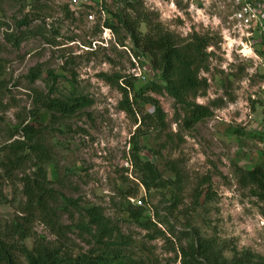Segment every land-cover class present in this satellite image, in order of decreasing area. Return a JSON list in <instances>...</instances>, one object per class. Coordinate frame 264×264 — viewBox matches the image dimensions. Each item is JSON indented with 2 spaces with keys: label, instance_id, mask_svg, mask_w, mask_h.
I'll list each match as a JSON object with an SVG mask.
<instances>
[{
  "label": "rangeland",
  "instance_id": "374dc122",
  "mask_svg": "<svg viewBox=\"0 0 264 264\" xmlns=\"http://www.w3.org/2000/svg\"><path fill=\"white\" fill-rule=\"evenodd\" d=\"M136 1L147 26L171 35L178 46L193 35L207 38L206 69L197 74L206 88L186 100L207 108L209 116L186 128L180 107L163 90L146 88L148 79L139 74L148 64L133 56L112 18L123 10L122 0H0V237L26 252L34 242L61 244L81 261L96 248L71 225L83 220V208L98 207L129 238V254L138 263H192L187 249L195 235L225 262L257 264L264 260L263 205L237 185L233 169L264 165V53L243 49L241 56L229 40V0ZM139 29L146 31L144 24ZM123 87L132 114L122 111ZM64 97L84 104L66 115L44 108ZM145 97L161 109V125ZM25 125L34 130L29 144L46 154L45 187L76 205L58 214L66 226L58 238L36 219L27 225L29 236L14 235L25 203L22 178H34L37 165L38 153L29 151L8 168L7 159H14L8 146L25 141L14 127ZM135 135L140 161L173 184L148 191L139 185L131 163ZM135 186L137 193L127 198ZM134 198L154 226L128 216Z\"/></svg>",
  "mask_w": 264,
  "mask_h": 264
},
{
  "label": "trees",
  "instance_id": "16d2710c",
  "mask_svg": "<svg viewBox=\"0 0 264 264\" xmlns=\"http://www.w3.org/2000/svg\"><path fill=\"white\" fill-rule=\"evenodd\" d=\"M136 2V0H122L123 10L121 9L122 11L112 15V18L128 38L129 50L133 56L145 60L148 67L158 73L157 80L145 81L146 88L152 91L163 90L180 107L185 117L184 124L186 128H189L200 119L209 116L207 108L194 105L186 100L187 95L194 98L198 91L203 92L206 88L205 81L198 79L197 74L200 70L206 69L203 62L206 57L204 49L208 45L207 38L193 35L183 46H178L171 35L161 33L156 26H147L146 17L139 10ZM126 10L132 11L134 15L129 16ZM140 24H144L146 31H140ZM105 26L114 31L113 25L105 22ZM119 46L122 47L123 43H120ZM260 53L263 54L261 51ZM32 76L37 77V73L32 74ZM115 78L119 79L120 77L116 76ZM120 90L123 93L124 101L122 111L125 114H132L131 103L127 102L125 88H120ZM142 100L150 106L152 117L158 125H161L164 115L156 101L149 97ZM83 104L81 98L64 97L50 99L48 103L44 104V108L53 109L66 115ZM18 133L24 137L25 141L15 140L12 145L8 146L10 150L14 151V159H7L8 168L12 164L14 166L20 164L24 160L25 153L27 154L29 151L38 153V155L36 156L37 165L34 178L28 176L22 178V194L25 197V203L21 208L20 214L22 215L14 221V235L18 240L29 236L27 225L36 219L58 238L61 234L60 229L66 228V226H61L58 223V214L65 212L66 208L74 209L76 205L62 194L54 193L45 187V174L41 165L45 161L46 154L42 152L40 145L29 144L34 133L33 128L28 125L15 126L14 134ZM138 137L137 135L133 137L131 163L132 167L136 168L140 174L136 177L139 185L144 191H148L149 189L164 187V184H173L163 181L151 163L140 161ZM0 164L5 167L4 164ZM233 174L237 185L242 188L247 187L251 196L263 205L260 214L264 217V165L256 164L250 169L234 166ZM136 193L137 187L135 186L131 192L126 193V196L127 198L133 197ZM126 210L133 221L138 222L143 218L144 223H140L143 224V227L147 224L155 225L151 222V217L144 218L142 216L144 215V206L128 205ZM82 212L85 222L82 220L80 223L71 225V227L90 238L96 248L93 255H85L81 261L75 258L71 259V254L64 250L63 245L62 247L61 244L49 247L42 242H34L32 249L26 252L23 246L16 243L14 245L8 244L0 237V264H22L17 260L16 252L25 257V264H141L134 261L129 254V238L121 235L115 226H110L98 207L83 208ZM193 236L197 241L191 243L187 249L193 262L190 263V259L189 261L182 260L181 264H242L235 259L233 262L223 261L213 254L209 245L198 240L197 236ZM180 253L183 256L186 255L183 253V249ZM257 264H264V260Z\"/></svg>",
  "mask_w": 264,
  "mask_h": 264
},
{
  "label": "built area",
  "instance_id": "2783aa9c",
  "mask_svg": "<svg viewBox=\"0 0 264 264\" xmlns=\"http://www.w3.org/2000/svg\"><path fill=\"white\" fill-rule=\"evenodd\" d=\"M230 15L226 22L229 40L238 44L237 50L243 56V49L253 54V49L259 48L264 53V0H229ZM139 74L141 80H157V72L150 67L142 68ZM264 150V145L263 148ZM135 207L144 206L141 199H131ZM264 228V221H263Z\"/></svg>",
  "mask_w": 264,
  "mask_h": 264
}]
</instances>
